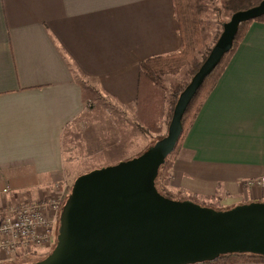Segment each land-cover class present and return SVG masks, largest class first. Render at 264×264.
Here are the masks:
<instances>
[{
  "label": "crops",
  "instance_id": "crops-1",
  "mask_svg": "<svg viewBox=\"0 0 264 264\" xmlns=\"http://www.w3.org/2000/svg\"><path fill=\"white\" fill-rule=\"evenodd\" d=\"M182 49L173 0H0V207L48 202L59 183L70 186L61 180L64 134L91 94L128 118L129 147L113 164L134 158L148 139L134 126L152 123L141 64ZM261 178L264 22H253L184 138L167 189L232 208L264 202V190L246 185Z\"/></svg>",
  "mask_w": 264,
  "mask_h": 264
},
{
  "label": "water",
  "instance_id": "water-1",
  "mask_svg": "<svg viewBox=\"0 0 264 264\" xmlns=\"http://www.w3.org/2000/svg\"><path fill=\"white\" fill-rule=\"evenodd\" d=\"M263 16L264 0L222 25L180 94L166 136L132 159L76 179L62 208L56 247L31 264H198L230 254L264 256V202L218 211L168 198L156 186L195 95L233 49L240 25Z\"/></svg>",
  "mask_w": 264,
  "mask_h": 264
},
{
  "label": "rangeland",
  "instance_id": "rangeland-1",
  "mask_svg": "<svg viewBox=\"0 0 264 264\" xmlns=\"http://www.w3.org/2000/svg\"><path fill=\"white\" fill-rule=\"evenodd\" d=\"M195 2L198 38V48L195 53L196 61L190 62V60H187V64L178 73L166 75L163 78L162 84L159 85V88H155L150 93L151 97L148 100L145 113L150 117L149 121L153 124L146 122L147 126L145 127H143L145 124L141 125L142 127H137L133 124L135 127L134 132H140L136 131V128H138L139 130L142 129V133H147L148 135L147 145L143 146L142 150L137 152V154H134L133 156L135 157L145 151L147 147L167 135L169 122H171V113L170 111L168 112L169 102L172 98L170 89L172 88V91L175 92L179 85L189 84L195 64L202 62L208 55L222 33V24L230 20V12L226 8L224 0H195ZM163 87L168 91L164 92ZM87 109L88 112L80 119L78 125L75 123L64 134L67 177H63L61 180H66L70 186L63 188L61 183H59L56 186L55 195L49 200H55L64 196L65 204L79 176L108 167L109 165H115L113 163L118 162V160L114 159L124 156V149L128 150V138L126 139L127 144L123 140L126 127L129 128L126 125L128 118L124 112L119 109H113V107L107 105L106 102L100 98L98 99L93 94H91L87 103ZM135 117L139 121L138 116L136 115ZM155 126L158 129H155ZM135 138L136 136H133V140ZM133 147L137 148L141 146L139 143H136ZM168 182L164 178L160 179L157 182L158 190L161 192V189H166ZM217 205L223 210L228 209L220 203ZM59 227L60 221L58 219L53 237L54 243L49 251L39 250L28 255L18 254L16 256H10L9 259L3 261L5 262L3 264H31L44 260L56 247Z\"/></svg>",
  "mask_w": 264,
  "mask_h": 264
},
{
  "label": "trees",
  "instance_id": "trees-1",
  "mask_svg": "<svg viewBox=\"0 0 264 264\" xmlns=\"http://www.w3.org/2000/svg\"><path fill=\"white\" fill-rule=\"evenodd\" d=\"M176 17L179 22L180 26V35L182 38V51L178 55L169 56V57H159L149 59L141 64V72H140V88H144L148 86L149 90H154L155 88H159V85L162 84L163 78L168 74H176L180 71V69L187 64V60L190 62H195V53L198 48V38H197V25H196V2L195 0H173ZM263 0H224L226 8L229 10L230 18L239 11L247 10L252 7L259 5ZM195 3V4H194ZM253 22H264V16L258 18L251 22H246L240 25L239 31L236 35L233 49L227 54L219 66L214 70V72L205 80L204 84L201 86L197 94L195 95L194 99L192 100L191 104L189 105L183 121V131L180 137V140L174 150V152L168 157L164 165L161 167L159 171V175L156 180L157 182L164 178V180L169 181L171 178V171L173 167L174 160L177 156V153L181 149L183 144V140L186 137L187 133L189 132L190 128L192 127L196 117L198 116L201 108L203 107L204 103L206 102L207 98L211 94L212 90L214 89L219 77L223 73L224 69L226 68L232 54L234 53L236 47L242 40L244 33L247 27ZM224 24V23H223ZM222 24V25H223ZM211 51V50H210ZM209 51V53H210ZM208 53V55H209ZM208 55L204 58V60L200 63H196L195 67L193 68L192 77L198 72L200 67L202 66L203 62L206 60ZM171 71V72H170ZM188 84H184L182 86L177 87V91L173 92L172 88L170 89V93L172 98L169 102V109L171 113V119L174 111V107L177 103V100L183 90L187 87ZM162 87V86H161ZM164 92L168 90L163 87ZM150 95H147L146 101L148 102ZM151 113V112H150ZM170 119V120H171ZM170 124V122H169ZM158 127L155 126V129ZM164 171V172H161ZM158 188V187H157ZM162 192V193H161ZM161 194L164 196L171 198L177 201H192L196 204H199L203 207L213 208L218 211H224L221 209L217 204L214 203H206L199 201L195 198H188V197H178L175 194L171 193L167 187L163 190L161 189ZM66 204V203H65ZM218 206V207H217ZM231 209V208H228ZM225 209V210H228ZM198 264H264V256H257V255H250V254H230V255H222L214 260L202 262Z\"/></svg>",
  "mask_w": 264,
  "mask_h": 264
},
{
  "label": "built area",
  "instance_id": "built-area-1",
  "mask_svg": "<svg viewBox=\"0 0 264 264\" xmlns=\"http://www.w3.org/2000/svg\"><path fill=\"white\" fill-rule=\"evenodd\" d=\"M246 185L264 190V178L249 181ZM64 205L63 196L48 202H24L17 206L0 207V260L6 261L10 256L28 255L39 250L49 251Z\"/></svg>",
  "mask_w": 264,
  "mask_h": 264
}]
</instances>
